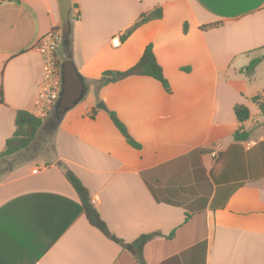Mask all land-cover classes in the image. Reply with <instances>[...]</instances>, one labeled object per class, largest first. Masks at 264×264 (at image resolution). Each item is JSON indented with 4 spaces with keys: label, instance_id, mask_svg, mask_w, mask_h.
<instances>
[{
    "label": "crops",
    "instance_id": "0c3cea01",
    "mask_svg": "<svg viewBox=\"0 0 264 264\" xmlns=\"http://www.w3.org/2000/svg\"><path fill=\"white\" fill-rule=\"evenodd\" d=\"M60 23L56 0H0V154L18 111L40 117L38 42ZM69 25L84 94L52 133L53 163L0 158V264H264V116L251 102L264 59L241 72L264 57V0H71ZM148 45L168 88L145 76L98 85ZM66 171L110 238L156 235L140 258L88 223Z\"/></svg>",
    "mask_w": 264,
    "mask_h": 264
},
{
    "label": "trees",
    "instance_id": "16d2710c",
    "mask_svg": "<svg viewBox=\"0 0 264 264\" xmlns=\"http://www.w3.org/2000/svg\"><path fill=\"white\" fill-rule=\"evenodd\" d=\"M160 16V11L156 10L149 15H142L140 19L134 23L129 29H127L124 33L120 35V42L125 41L139 26L143 25L150 19L158 18ZM63 46V45H62ZM68 46L70 47V42L68 40ZM64 48V46H63ZM66 56L65 59L70 56L69 49H65ZM264 59L258 58L249 63L243 71L246 75H251L255 69V67ZM127 76H145L153 78L154 80L160 82L163 87L168 88V84L164 79L162 69L157 64L155 57L152 52L151 45L145 47L144 52L140 58V60L130 69L125 72H112L107 71L104 72L99 80L97 81L98 85L105 86L108 84H112L117 82L119 79L127 77ZM262 96L256 95L251 98V102L254 103L262 116H264V103L261 101ZM2 93L0 92V103H2ZM234 114L237 122L242 124L249 119V110L243 105H236L234 107ZM63 114L56 112L53 109L52 115L48 119H42L31 115L26 111H18L15 116V130L10 139L6 141L5 149L0 154V158L8 157L13 154L19 153L26 148H28L31 142L35 139V137L42 130L54 131L57 128L58 121L61 119ZM111 120L117 127V129L121 132V134L127 139L129 144L134 147H137L135 143L129 138L124 126L118 121L114 113H110ZM249 134L245 132H236L234 134L235 141H246L248 140ZM66 177L75 192L77 193L85 217L88 223L99 232H101L105 237L110 238V233L105 225V223L101 220L96 209L91 205L90 198L87 193L85 187L81 184V182L69 171H66ZM156 235H147L142 236L138 240H136L132 245V248L135 249L138 258L141 257V250L145 243L151 240Z\"/></svg>",
    "mask_w": 264,
    "mask_h": 264
},
{
    "label": "water",
    "instance_id": "95a60500",
    "mask_svg": "<svg viewBox=\"0 0 264 264\" xmlns=\"http://www.w3.org/2000/svg\"><path fill=\"white\" fill-rule=\"evenodd\" d=\"M58 7L59 19L61 22V40L65 49H69L68 36L70 31L69 18L71 11V0H56ZM61 93L54 110L60 114L66 113L77 104L84 94L83 81L77 72L75 65L69 56L61 62ZM98 110H104L105 106L102 102L96 105ZM114 243L120 247L129 250L130 246L120 242L117 238H110Z\"/></svg>",
    "mask_w": 264,
    "mask_h": 264
},
{
    "label": "built area",
    "instance_id": "2783aa9c",
    "mask_svg": "<svg viewBox=\"0 0 264 264\" xmlns=\"http://www.w3.org/2000/svg\"><path fill=\"white\" fill-rule=\"evenodd\" d=\"M61 43V36L55 33H48L38 42V52L43 57L42 82H41V114L42 118L47 112L55 108L61 93V64L57 63L54 56L58 45ZM36 171H34L35 173Z\"/></svg>",
    "mask_w": 264,
    "mask_h": 264
},
{
    "label": "rangeland",
    "instance_id": "374dc122",
    "mask_svg": "<svg viewBox=\"0 0 264 264\" xmlns=\"http://www.w3.org/2000/svg\"><path fill=\"white\" fill-rule=\"evenodd\" d=\"M72 20V18H71ZM59 34L61 36V23L58 28L53 29L50 31V33H55ZM44 37V36H43ZM41 37V38H43ZM57 63L61 64V62L65 59L66 52L62 46V40L61 43L58 45L57 50L54 54ZM262 96V101L264 102V91L260 93ZM52 108L47 112V115L43 116V119H48L50 115H52ZM264 123V119L260 117ZM262 125V124H261ZM43 132L40 131V133L35 137V139L31 142L30 146L23 150L21 153H18V156H11L8 159H10V164L11 165H17L20 162L26 161V160H34L39 165L46 166L50 163H53V154H52V149H51V138H52V133L50 129L48 130H42ZM8 167L5 168V170Z\"/></svg>",
    "mask_w": 264,
    "mask_h": 264
}]
</instances>
